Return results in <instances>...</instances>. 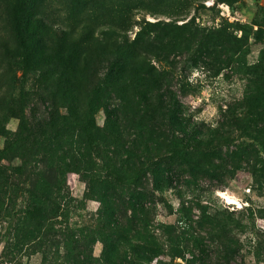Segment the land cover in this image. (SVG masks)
Wrapping results in <instances>:
<instances>
[{"label":"rangeland","instance_id":"1","mask_svg":"<svg viewBox=\"0 0 264 264\" xmlns=\"http://www.w3.org/2000/svg\"><path fill=\"white\" fill-rule=\"evenodd\" d=\"M16 1L0 0V148L20 124L7 111L14 76L26 77L29 85L34 76L15 65L20 61L12 23ZM21 1L20 9L35 3L38 13L56 26L119 28L140 54L137 63L162 75L155 77L192 115L198 139L208 142L210 163L199 154L186 159L173 187L155 191L153 172L144 167L145 187L154 201L146 229L150 241L144 258L135 263L264 264V0ZM147 22L168 24L181 40L162 42L165 35L157 27L143 30L140 37ZM36 106L45 112L42 104ZM96 112L98 126L105 127L104 108ZM134 134L130 130L127 141ZM117 152L125 158L124 151ZM9 176L4 181L0 174V264H70L69 250L81 253L79 231L116 228L102 218L98 189L88 190L81 174L73 172L55 216L34 229L32 195L17 186L18 175ZM122 249L127 262L108 254L96 235L89 251L103 264H108L104 259L129 264L128 247Z\"/></svg>","mask_w":264,"mask_h":264},{"label":"trees","instance_id":"2","mask_svg":"<svg viewBox=\"0 0 264 264\" xmlns=\"http://www.w3.org/2000/svg\"><path fill=\"white\" fill-rule=\"evenodd\" d=\"M13 4L12 23L20 54L15 65H22L24 72L34 76L31 85L26 77L14 76L7 111L17 116L20 124L0 148V174L4 181L10 173L18 175L21 181L17 186L27 187L32 195L37 206L34 229L55 216L69 173L81 174L88 190L99 191L105 211L102 218L116 228L79 231L76 242L81 253L69 250L68 262L103 264L89 251L98 235L108 254L127 262V251L121 250L127 246L132 259L129 264H136L144 258L150 241L146 229L154 201L145 187L144 167L153 172L155 191L173 187L174 182H180L186 159L199 154L210 163V155L205 153L208 142L198 139L192 115L178 96L164 88L162 79L155 77L162 75L137 63L140 54L119 28L98 30L85 24L80 30L67 29L48 23L35 3H28L23 10L19 8L23 1ZM146 26L138 33L140 37L143 30L157 27L158 33L165 35L162 42L170 45L181 40L168 24L147 22ZM37 103L44 106L43 114ZM98 106L106 113L103 128L95 118ZM130 130L135 134L127 141ZM118 150L125 152L124 159L118 157ZM152 159L160 162L151 163Z\"/></svg>","mask_w":264,"mask_h":264}]
</instances>
